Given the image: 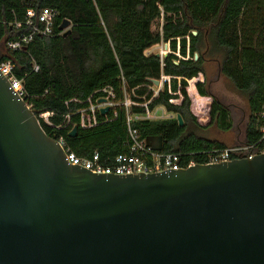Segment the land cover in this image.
Instances as JSON below:
<instances>
[{"label":"trees","instance_id":"16d2710c","mask_svg":"<svg viewBox=\"0 0 264 264\" xmlns=\"http://www.w3.org/2000/svg\"><path fill=\"white\" fill-rule=\"evenodd\" d=\"M40 8L58 13L57 35H36L24 51L8 52L2 60L11 62L25 103L46 135L62 139L76 156L97 152L106 161L127 151L125 108L105 116L96 112V126H79L77 112L88 107L87 99L105 97L106 88L114 102L128 97L139 105L131 106L132 113L149 121L132 127L142 139L160 136L162 153L225 148L197 135L211 125L230 128L229 111L204 90L207 51L222 55L221 74L247 100L245 144L257 140L253 118L264 105V0H0V42L27 34L22 25L15 29L2 22H23L26 10ZM64 19L71 22L65 37L58 35ZM149 80L162 81L156 96L146 89ZM74 127L76 135L69 137Z\"/></svg>","mask_w":264,"mask_h":264},{"label":"water","instance_id":"95a60500","mask_svg":"<svg viewBox=\"0 0 264 264\" xmlns=\"http://www.w3.org/2000/svg\"><path fill=\"white\" fill-rule=\"evenodd\" d=\"M145 142L162 151L160 136ZM0 264H264V155L93 174L67 163L0 73Z\"/></svg>","mask_w":264,"mask_h":264},{"label":"built area","instance_id":"2783aa9c","mask_svg":"<svg viewBox=\"0 0 264 264\" xmlns=\"http://www.w3.org/2000/svg\"><path fill=\"white\" fill-rule=\"evenodd\" d=\"M58 13L51 8L28 9L26 10L23 22L5 23L18 29L21 25L27 28V34L21 36L16 41H1L0 43L5 48L6 52L24 51L27 45L31 42L34 36L39 37H54L55 25ZM61 22L59 23V25ZM58 25V27H59ZM59 31V29H58ZM63 31H59L58 35H62ZM161 59H164L160 56ZM38 71V67L34 66V72ZM0 73L7 80L8 84L17 94L19 99L25 102L27 94L23 88L22 81L18 80L12 72V64L10 61L2 60L0 56ZM106 96L101 97L106 100L104 104H97V100L91 103L87 99L88 107L78 111L80 115L79 126L81 128H91L98 124L95 113L105 106L110 107V111L116 108L124 107L127 109V151L112 158L111 160L102 161L99 154L94 152L89 158L76 156L66 146L65 142L60 139L56 140L62 150L67 163L81 167L93 174H109V175H148L157 174L166 170L179 171L194 167L196 165H217L238 159L252 160L254 157L264 155V105L261 110L253 118L254 130L258 134V138L251 144H245L239 147L232 148H215L212 150L201 151L195 154H179V153H162L155 151L142 139L136 129L132 127L134 123L141 122L143 119H138L141 114H133L131 106H139L127 98L123 102H114V94L111 89L106 88L101 90ZM28 106V105H27ZM144 107H146L144 105ZM164 108V107H163ZM148 111L146 110L147 114ZM115 115V112H114ZM39 118H42L39 116ZM42 120L49 124L47 118ZM141 120V121H140ZM195 156L199 157L201 163L195 160Z\"/></svg>","mask_w":264,"mask_h":264},{"label":"rangeland","instance_id":"374dc122","mask_svg":"<svg viewBox=\"0 0 264 264\" xmlns=\"http://www.w3.org/2000/svg\"><path fill=\"white\" fill-rule=\"evenodd\" d=\"M161 44L168 54V45L165 43ZM7 54L5 48L0 43V56H6ZM221 58L222 55L220 53L211 54L208 51L205 53L203 64L204 90L229 111L230 128L227 131H223L215 125H211L204 130L197 131V135L209 141L220 143L226 148L239 147L245 145V131L249 118V108L246 98L236 91L231 82L221 74ZM161 87L162 81L159 87L151 85L147 86L146 89L147 91H152L153 95L156 96ZM127 100L130 103L131 100L129 98ZM147 103L144 101L141 106H146ZM162 111L165 112L166 110L163 108ZM142 121L149 120L143 119Z\"/></svg>","mask_w":264,"mask_h":264}]
</instances>
